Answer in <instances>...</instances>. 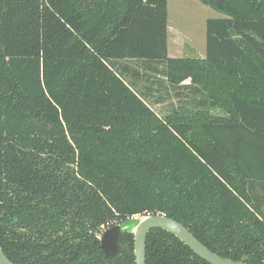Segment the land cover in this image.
<instances>
[{
	"label": "trees",
	"instance_id": "trees-1",
	"mask_svg": "<svg viewBox=\"0 0 264 264\" xmlns=\"http://www.w3.org/2000/svg\"><path fill=\"white\" fill-rule=\"evenodd\" d=\"M199 1L226 15L207 21L202 59L169 57L168 0H0V245L13 264H134L107 262L95 234L148 213L264 264V0ZM124 62L190 103L159 117ZM146 247V264H209L161 229Z\"/></svg>",
	"mask_w": 264,
	"mask_h": 264
},
{
	"label": "rangeland",
	"instance_id": "rangeland-1",
	"mask_svg": "<svg viewBox=\"0 0 264 264\" xmlns=\"http://www.w3.org/2000/svg\"><path fill=\"white\" fill-rule=\"evenodd\" d=\"M222 18H226V15L204 5L199 0H168L169 57L204 58L206 56L207 21ZM124 63L137 69L141 74L139 79L134 80L128 77L126 82L129 85H135V91L159 117L174 115L182 107L181 105L189 102L190 96H187L185 91L181 94L182 97H178L180 89H174L168 85L162 72L160 74L150 72L138 62ZM159 69L163 71L161 66ZM185 83H190V81ZM135 220L129 219L122 225L131 224L133 227Z\"/></svg>",
	"mask_w": 264,
	"mask_h": 264
},
{
	"label": "water",
	"instance_id": "water-1",
	"mask_svg": "<svg viewBox=\"0 0 264 264\" xmlns=\"http://www.w3.org/2000/svg\"><path fill=\"white\" fill-rule=\"evenodd\" d=\"M131 224L117 225L109 230L102 238V248L107 252L108 250H118V239L125 233H132L134 235V252L135 264H146V243L149 233L154 229L164 230L186 246H188L198 257L202 258L209 264H250L247 257H243L240 261L226 259L211 251L202 242H200L186 227L182 224L170 219L166 216L155 215L150 217H143L133 221ZM0 264H12L3 249L0 247Z\"/></svg>",
	"mask_w": 264,
	"mask_h": 264
},
{
	"label": "flooded vegetation",
	"instance_id": "flooded-vegetation-1",
	"mask_svg": "<svg viewBox=\"0 0 264 264\" xmlns=\"http://www.w3.org/2000/svg\"><path fill=\"white\" fill-rule=\"evenodd\" d=\"M187 85H189V83H185ZM16 188V187H15ZM30 202H31V209H30V213L29 215L32 217V219H35L37 217V215L39 213H37L35 211V206L38 205V201H42V199L40 198H36L34 196H31L30 197ZM150 216H155L153 214H150V215H135L131 218H128L127 220L125 221H128L129 219H141L143 217H150ZM162 216H165V215H162ZM167 217V216H166ZM124 220L122 219H117V220H114V221H111L107 224H104L100 227V230L95 234V237L96 239L99 241V249L101 250L103 256H104V259L107 261V262H113V261H116L118 259H120V257H122L124 255L125 252L127 253H130L134 256V264H135V252H134V236H133V248L131 247V241H130V238L128 235H130V233L128 234L125 233L123 236L119 237L118 239V250L115 251V250H108L107 252L102 248V238L104 237V235L109 231L111 230L112 228H114L115 226L117 225H121L122 223L125 222ZM22 232L24 231H18L19 234H21ZM150 234V233H149ZM148 238V237H147ZM18 241V240H16ZM32 243L35 244V243H38V240L36 241L34 238H32ZM44 243V241H43ZM32 244L30 243V248L29 250H31L32 248ZM146 246H147V243H146ZM0 247L3 249V247L0 245ZM4 251V249H3ZM5 253V251H4ZM29 255H32V258H33V255H34V251L31 250L30 252H28ZM50 255V253H48ZM6 255V254H5ZM7 256V255H6ZM146 256H147V247H146ZM244 257H247V256H244ZM8 258V257H7ZM243 258V257H242ZM248 258V257H247ZM9 259V258H8ZM87 259V257H81L80 261L83 262ZM249 259V258H248ZM62 263V264H70L72 262V258L70 255H62L60 256L59 258V255L54 257V263L58 264V262ZM9 261L11 262V260L9 259ZM33 262V260H32ZM146 262H147V258H146ZM12 263V262H11ZM13 264V263H12Z\"/></svg>",
	"mask_w": 264,
	"mask_h": 264
},
{
	"label": "built area",
	"instance_id": "built-area-1",
	"mask_svg": "<svg viewBox=\"0 0 264 264\" xmlns=\"http://www.w3.org/2000/svg\"><path fill=\"white\" fill-rule=\"evenodd\" d=\"M147 215H150V213H148Z\"/></svg>",
	"mask_w": 264,
	"mask_h": 264
}]
</instances>
